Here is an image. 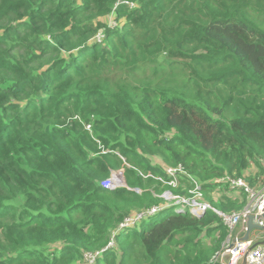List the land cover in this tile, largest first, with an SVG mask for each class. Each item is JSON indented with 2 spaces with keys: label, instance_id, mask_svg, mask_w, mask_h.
<instances>
[{
  "label": "trees",
  "instance_id": "1",
  "mask_svg": "<svg viewBox=\"0 0 264 264\" xmlns=\"http://www.w3.org/2000/svg\"><path fill=\"white\" fill-rule=\"evenodd\" d=\"M263 162L264 0H0V264H219V215L136 218L167 187L136 169L230 213Z\"/></svg>",
  "mask_w": 264,
  "mask_h": 264
},
{
  "label": "built area",
  "instance_id": "2",
  "mask_svg": "<svg viewBox=\"0 0 264 264\" xmlns=\"http://www.w3.org/2000/svg\"><path fill=\"white\" fill-rule=\"evenodd\" d=\"M90 130V126L85 127ZM264 168V162H263ZM167 178L155 176L157 181L162 185L167 186L160 194L161 202L158 205L152 206L146 211L137 214L136 218L140 219L145 216L158 214L169 208L178 210L188 209L192 214L199 215L207 210L215 211L221 218L224 225L227 227L228 234L225 239V244L221 252L217 255L219 264H264V223L261 218L254 220L258 225L263 226L262 229H255L251 232V237L247 240L242 239L245 231V223L248 215H260L264 209V183L256 189L250 187L243 179L226 178L231 185L241 186L246 192V205L239 211L224 213L215 209L208 201L202 198L200 186L194 182L191 188L187 190V194L175 193L173 189L179 186V178L186 175L183 166L176 167L167 166L165 168ZM121 175V174H120ZM153 175L151 173L145 176ZM106 189H116L125 187V181L119 176L117 170H112L110 175L101 182ZM128 188V187H126ZM140 192V189H133ZM162 210V211H161ZM129 220H127L128 222ZM257 232L254 235V232ZM114 236V235H113ZM112 236V238H113ZM263 243H259V242ZM114 241L108 243V246H113ZM100 252L86 255V264H94L96 257Z\"/></svg>",
  "mask_w": 264,
  "mask_h": 264
},
{
  "label": "rangeland",
  "instance_id": "3",
  "mask_svg": "<svg viewBox=\"0 0 264 264\" xmlns=\"http://www.w3.org/2000/svg\"><path fill=\"white\" fill-rule=\"evenodd\" d=\"M113 16L112 15H110L109 16V23L110 24H115V22H114V20H113ZM257 21H261V18H257ZM140 72H141V74H151L152 73V67H144V68H142L141 70H140ZM175 70H169V71H166L165 73H164V76L166 77V78H168V77H171L173 74H175ZM87 130V129H86ZM90 130H91V128H90ZM90 130H88V131H90ZM118 156L122 159V163H120V165H119V167H117L115 170H117L118 171V174H119V176H121L122 178H123V180L125 181V184H124V186L125 187H128L129 188V184H128V180H127V170L128 169H133L134 167L131 165V164H129L126 160H124V158H122L119 154H118ZM153 162H156V163H161L160 161H159V159H155ZM135 169V168H134ZM114 170V171H115ZM138 172H139V174H140V176L142 177V179H154V178H156L155 177V175L153 174V175H149V176H145L146 174H148V173H142L141 172V170H138V169H136ZM254 170V168L253 167H251V169H249L248 170V172H251V171H253ZM121 174V175H120ZM154 180H156V179H154ZM221 190V189H220ZM239 193L237 192V195H238ZM220 195V192L219 191H217L216 192V194L214 193L213 194V196L214 197H218ZM228 195H230V196H233V197H235L236 196V193L235 192H233V193H230V194H228ZM177 209H170V211L171 212H173L174 213V211H176ZM145 220H148L147 218H145Z\"/></svg>",
  "mask_w": 264,
  "mask_h": 264
},
{
  "label": "water",
  "instance_id": "4",
  "mask_svg": "<svg viewBox=\"0 0 264 264\" xmlns=\"http://www.w3.org/2000/svg\"><path fill=\"white\" fill-rule=\"evenodd\" d=\"M261 218L264 223V209L260 215H248L246 220V230L244 232V235L242 236V239L247 240L251 232L255 229H262L263 226L258 225L256 222H254L255 219ZM264 242V241H263ZM261 242V243H263Z\"/></svg>",
  "mask_w": 264,
  "mask_h": 264
},
{
  "label": "bare ground",
  "instance_id": "5",
  "mask_svg": "<svg viewBox=\"0 0 264 264\" xmlns=\"http://www.w3.org/2000/svg\"><path fill=\"white\" fill-rule=\"evenodd\" d=\"M186 210H188V209H181V210H176V212H184V211H186ZM247 220V219H246ZM245 227H246V223H245ZM245 230H246V228H245ZM245 232V231H244ZM243 235H244V233H243ZM249 237H251V235H249ZM248 237V238H249ZM262 242V241H261ZM261 242H259V243H261ZM224 244H225V241H224V243H223V246H224ZM222 249H223V247H222ZM221 252V251H220Z\"/></svg>",
  "mask_w": 264,
  "mask_h": 264
},
{
  "label": "crops",
  "instance_id": "6",
  "mask_svg": "<svg viewBox=\"0 0 264 264\" xmlns=\"http://www.w3.org/2000/svg\"><path fill=\"white\" fill-rule=\"evenodd\" d=\"M256 233H257V232L255 231V232H254V235H255Z\"/></svg>",
  "mask_w": 264,
  "mask_h": 264
}]
</instances>
